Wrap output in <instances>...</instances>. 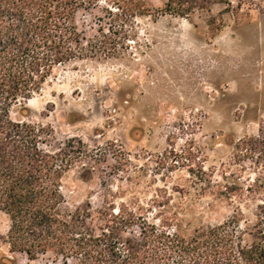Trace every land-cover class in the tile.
Returning a JSON list of instances; mask_svg holds the SVG:
<instances>
[{
  "label": "rangeland",
  "instance_id": "1",
  "mask_svg": "<svg viewBox=\"0 0 264 264\" xmlns=\"http://www.w3.org/2000/svg\"><path fill=\"white\" fill-rule=\"evenodd\" d=\"M135 1L145 12L127 23L121 55L61 68L12 116L51 127L60 141L83 142V160L64 180L76 203L100 205L110 188L121 193L118 201L146 207L172 198V212L195 220L192 228L222 223L236 213V198H220L210 186L237 180L246 187L264 177L234 156V145L257 135L264 119V0H185L183 7L194 6L186 17L164 13L168 0ZM106 8L114 6L102 1L79 16L88 37L108 29ZM263 196L243 205L248 221ZM9 224L0 213V264H56L11 252Z\"/></svg>",
  "mask_w": 264,
  "mask_h": 264
},
{
  "label": "trees",
  "instance_id": "2",
  "mask_svg": "<svg viewBox=\"0 0 264 264\" xmlns=\"http://www.w3.org/2000/svg\"><path fill=\"white\" fill-rule=\"evenodd\" d=\"M102 1L114 6L105 9L109 27L88 37L79 16ZM185 3L168 0L163 12L186 17L194 6ZM144 9L135 0H0V213L9 218L10 250L56 264H264V196L253 221L243 211L264 192L261 175L246 187L234 179L210 186L220 198H236V213L216 225L192 228L195 220L172 212V198L158 197L146 207L136 199L118 201L121 193L110 188L100 205L89 199L79 204L64 180L82 162L83 142L60 141L51 127L12 116L61 68L121 55L130 37L125 27ZM258 126L257 135L234 145V156L263 174L264 119ZM91 175L89 169L81 178L87 182Z\"/></svg>",
  "mask_w": 264,
  "mask_h": 264
}]
</instances>
